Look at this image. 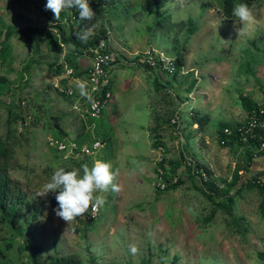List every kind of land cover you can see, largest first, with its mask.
<instances>
[{
	"label": "rangeland",
	"instance_id": "obj_1",
	"mask_svg": "<svg viewBox=\"0 0 264 264\" xmlns=\"http://www.w3.org/2000/svg\"><path fill=\"white\" fill-rule=\"evenodd\" d=\"M46 3L47 0H0V20L17 29L32 26L57 34L56 24L44 13L50 11L46 10ZM143 5L141 0L111 1L104 20L108 22L109 19L113 26L114 46L120 42L128 50L138 52L140 57L153 49L168 58H175L177 51L172 45L175 34L180 39L181 49L187 37L186 27L182 31L181 27H174L167 35L164 19L153 11L150 13ZM166 8L172 23L192 19L198 26L186 47L187 65L172 89L170 86L171 92L184 95L190 82L197 79L186 103L179 105L184 109L181 116L188 119L191 109L209 114V136L214 135L222 123H244L247 114L241 106L240 95H249L259 103L264 100V4L252 9L255 22L245 25L239 20L225 19L217 3L205 7L202 0H170ZM70 25L66 24V28ZM90 35H94V30ZM41 38L39 51L27 44L21 35L11 38L13 61L2 74L12 82L13 96L0 95V137L5 138L7 132L6 106L13 103L16 110L21 107L28 125H18L19 133L24 136L17 149L18 165L10 175L19 189L28 194L29 200L44 208L33 230L36 241L43 248V256H77L85 264H93L94 260L95 264H148L149 259V264H264L256 256L264 250V219L259 214L257 191L245 190L237 198L236 214L247 218L244 225L248 224L250 229L243 237L227 227L222 212L210 227L203 224L212 205L199 190L192 189L189 194L169 191L159 195L152 177L144 176L143 170L152 173L156 166V154L152 152V141L146 128L151 119L146 111L149 96L144 89L148 74L136 65L133 67H139L141 71L119 67L112 74L114 96L100 118L91 124L92 136H108L112 141L89 156L90 160L108 162L113 170L119 169L120 174L114 182L122 191L116 194L109 189L107 193H96L107 200L97 219H89L87 212L68 224L55 215V208L50 204L51 192L39 196L42 187L49 179L48 174L59 167L79 169L74 160L79 161L82 156H66L47 146V139L60 137V125L71 120L62 114L68 113L69 96H60L55 88L58 78L65 72V62L59 64L67 54L65 47L49 50L46 47L49 35ZM125 53L130 63L134 56ZM30 63L33 66L25 73L24 67ZM60 65H64L61 75ZM21 73L25 75L23 79ZM158 73L164 84L166 78H171ZM149 78L151 104L164 111L167 107L162 100L164 92L157 93L150 75ZM170 132L164 133L168 149L165 154L179 158L181 145ZM184 141L187 156L201 158V154L194 151V140L186 135ZM200 141L199 138L201 144ZM214 148L222 149L218 142H214ZM241 153L234 161H241ZM5 234L13 237L11 231H0V246ZM21 243L23 239L18 238L5 263L31 264L28 253L19 252ZM130 245L138 248L137 254L129 251Z\"/></svg>",
	"mask_w": 264,
	"mask_h": 264
},
{
	"label": "trees",
	"instance_id": "obj_2",
	"mask_svg": "<svg viewBox=\"0 0 264 264\" xmlns=\"http://www.w3.org/2000/svg\"><path fill=\"white\" fill-rule=\"evenodd\" d=\"M111 1L113 0H89V6L96 13L95 17L90 21L81 20L79 18L78 9L76 8L62 12L58 20L55 19V16L51 11H44L45 15L49 17L51 22L56 24L57 34L48 33L46 30L32 26L17 29L0 20V95L6 96L11 94V96H13L12 82L7 76L2 74L3 69L6 66H9L13 61V47L10 42L13 36L21 35L27 44L32 45L36 51H39L42 44L41 36L48 34L49 40L46 43L47 49L52 50L55 47L61 48L62 46H69L72 48L65 58V64L77 71L79 69V58L86 53L90 54L89 50L92 47H95L101 40L108 38V29L105 26L104 19L108 10V5H110ZM141 1H143L144 8L149 9L150 13L153 11L155 14H158L159 17L161 16V19H164L167 23L165 24L167 27L166 31L168 32L167 35L171 33V30L174 27H181L180 31L184 30L183 28L186 27L185 29L187 32V37L184 39L183 47L181 49H179L180 39L178 38L177 33L173 40V48L177 51L175 54L177 71L175 74L172 76L167 75L171 78L166 84H164L158 76L153 79L155 91L157 93L164 92L162 100L167 107L166 110L159 111L151 104L152 126L149 127V132L152 137V148L153 150H157L159 147L164 149L165 156L161 162L157 163V166L164 167L171 174L175 175L179 174L180 169L184 167V160L187 154L184 152L182 145L181 156L179 158L177 157L175 160L169 159L165 154L168 149L167 144L164 141V133L165 131H171V135L173 134L176 140H178L180 135H177V128L171 123V120L176 114H178L181 119L182 116H180L179 105H184L186 103L188 96L195 89L197 79L190 82L189 86L185 89L184 95L179 92H176V94L171 92L170 86L172 89V84H176L178 76L183 72V69L187 65L185 55L186 47L192 36L196 33L198 26L196 25V20L192 19L180 23H172L171 16L168 15V10L166 8L170 0ZM202 1L205 7L215 6V3H217L222 10L223 17L228 21H238V19L232 15V10L237 4H247L251 9L254 7H260L264 4V0ZM73 16H75V20L72 19ZM69 23L71 25L69 29H67L66 24ZM99 23L101 25H99ZM76 26L77 28L74 30ZM85 28H91L94 30V35H89L87 40L78 39L77 34L81 33ZM32 66L33 63H30L28 66L24 67V72L28 73ZM63 66L64 65H60V75L63 72ZM145 68H147V66ZM24 76V73H21V79H23ZM108 90H111V85L108 86ZM239 99L241 106L247 115L252 114L254 111H257L259 114L261 110H264V100L259 103L251 96L245 94H241ZM19 102L21 104L23 99L21 98ZM16 107L17 106L13 103L6 106L8 114L6 121L7 132L5 138L0 137V231L7 233L11 231V235L13 236L9 237L5 234L2 238L3 243L0 246V264H7L5 261L9 259V254L14 249L18 238L23 239V243L19 246V252L28 253L31 264H85V262L77 256L56 254L45 258L43 256L42 246L38 244L35 239L33 231L35 223L37 222L38 217L42 215L44 208L29 200L28 194L19 189L18 185L14 183V180L10 175L11 171L15 170L16 165H18L17 149L21 146L23 142L22 138L24 136L22 132L19 133L18 125L20 124L25 127L28 125L26 117L22 115V108L20 107L16 110ZM91 120L93 121L94 119ZM210 122L211 117L208 114L203 115L201 111L192 109L190 119L191 126L197 124L198 130L202 131L205 130ZM238 125L240 124L226 122L218 127L220 146L235 148L238 152H242L241 154L245 157L243 164L236 165L230 182L225 181L223 187L219 186L215 182L211 170L199 161H197L198 167L205 170L209 177V181H206L201 185L190 168H186V176L193 182L194 187L199 190L212 205L210 213L203 219V224L210 227L218 213L222 212L225 215L227 227L236 234L245 237L246 234L250 232V229L247 226L248 224L244 225V222H247V218L244 216L239 217L236 214L237 198L245 190L257 191L260 196L258 207L259 214L264 219V183L260 180L259 176H254L248 181H243L239 172L240 170L248 169L255 157L264 154V150L259 151L261 143L260 137L243 140V138L235 131L233 135H227L225 133L226 128L236 129V126ZM97 138H99V136H92L91 130L87 131L84 129L79 135V138L75 141H77L79 145L86 143L92 144ZM107 140L108 137L103 138L104 142H107ZM74 163L76 165L80 162L74 160ZM63 168L66 170L73 169L71 166H63ZM53 173L54 172L48 174L49 179H47V182L50 181ZM184 182L183 176H181L180 173V182L177 185L170 187L165 192L176 191L184 184ZM156 191L159 195L165 193L158 189H156ZM55 195L56 193H51L50 204L56 209L58 204ZM256 256L259 261L264 263V250L257 252ZM150 260L151 259L147 262L148 264L150 263ZM93 264H95V260Z\"/></svg>",
	"mask_w": 264,
	"mask_h": 264
},
{
	"label": "built area",
	"instance_id": "obj_3",
	"mask_svg": "<svg viewBox=\"0 0 264 264\" xmlns=\"http://www.w3.org/2000/svg\"><path fill=\"white\" fill-rule=\"evenodd\" d=\"M75 20V16L72 18ZM91 54V66L88 69L86 78L84 81H80L85 85L84 92L82 94L81 102L75 103L73 110L76 112H85L92 118H99L112 98L111 90H108L110 85V72L119 63L121 58L120 51L112 45V38L108 33V38L101 40L95 47L89 50ZM134 56V61L142 68L147 66V70L151 73L160 71L169 76H172L177 71L174 58H168L162 53L156 50H150L143 54V57L137 53ZM73 68L65 67V76L74 80H78L75 76ZM79 81V80H78ZM57 92L62 95L66 94L69 98H75L78 94L72 86L55 85ZM171 123L177 128V135L179 136L176 141L178 145L184 144V137L181 133V120L178 114H176ZM236 129L226 128L225 133L227 135H233L234 131L239 134L243 140L248 138L256 139L260 137L261 143L259 151L264 150V110H261L258 114L254 111L252 114L247 115V119L244 123H239ZM47 146L50 149L57 151L59 154L66 156L85 155L91 156L96 154L100 149L104 148V143L100 139H96L92 144L79 145L74 139H60L54 136H50L47 139ZM160 157L156 161L161 162L164 154V149L159 147L157 149ZM258 151V150H257ZM255 151V152H257ZM184 167L190 168L193 175L196 176L198 182L203 185L204 182L209 181V177L203 168L198 167L196 159L185 156ZM155 187L160 191H167L170 187L177 185L180 182V174H171L164 167L157 166L155 171ZM100 213V209L93 213L88 211L89 219H97Z\"/></svg>",
	"mask_w": 264,
	"mask_h": 264
},
{
	"label": "crops",
	"instance_id": "obj_4",
	"mask_svg": "<svg viewBox=\"0 0 264 264\" xmlns=\"http://www.w3.org/2000/svg\"><path fill=\"white\" fill-rule=\"evenodd\" d=\"M109 7H108V9H109ZM104 23H105V26L108 29V33L110 34V36H112L113 35V31H112L113 30V26L109 22V19H108V22L106 20H104ZM112 45H114L113 42H112ZM62 47H65L64 48V53L66 52L67 54L72 50V48L69 47V46H62ZM115 47L120 51L121 57L123 59L121 58L119 60V63L116 65V67L113 70H111V72H110L111 91H112V80H111V77H112V74L114 72H116V70H118L119 67L136 68L137 72L141 71V69L139 68L141 66L136 63L137 60L134 61V59L131 57L130 60H131L132 63L131 62L129 63V61H128L129 58L126 56V53H125V52H127L129 55L133 56V55L137 54L138 52H132L131 50H128L127 48L123 47L120 44V42ZM59 50H61V49H59ZM67 54L64 55V57L61 60H59V64H62V63L65 62V56H67ZM78 64H79V69L77 71L74 70L75 71V75L74 76L79 81L71 79V78H68L62 73V75L57 80L58 83L55 84V85H61V86L63 85L64 87L72 86V87H74V89L76 90V92L78 94L75 98H67V100L69 102V108H68V113L69 114L66 111H64L62 114H63V116L67 115V116H65L67 118L69 116L71 121H67L66 120V123L64 122L63 125H60V127H59L60 138H68V139L77 140L79 138V135L83 132L84 129L87 130V131L91 130V124L93 122L91 120V118L85 112H83V111L82 112H76V111L73 110V107H74L75 103L82 101V99H81L82 93H81V89H80L79 85L81 83L80 81H84L85 80L86 74L88 72V69L91 66V54H87L86 53L84 56L80 57L79 60H78ZM134 65L139 66V67H133ZM143 69L148 74V77H146L147 78L146 86L144 88L146 90V92H147V95L149 96V99H148L149 101H148V105L146 106V108H147L146 111L149 114V116H151L149 124L146 127L147 128V132H148L149 131V127L152 125V115H151V97H152L151 90H152V86H150V84H149V81H151L150 78H149V75L152 77V79H154V78H156V76L159 77V73H157V72L151 73V72H149L147 70L148 68L145 69L144 66H143ZM137 78H138V73H137ZM168 79L170 80V78H166L167 81H165V83L169 81ZM174 85H175V83L172 84V87ZM153 87H154V82H153ZM112 95L114 96L113 92H112ZM113 96H112V98H113ZM182 106L179 108L180 116H181V113L184 111ZM191 111H192V109L189 111L188 119H186L185 117L184 118L181 117V119H180L181 123H182V128H183V132L182 133H183L184 140H185V136L186 135L194 140V145H195L194 151H197L198 153H200L201 154V158H199V159H197L195 157H193V158L196 159L197 161H199L200 163H202L203 165L207 166L211 170V172L213 174V178L215 179V182L219 186L223 187L225 181L230 182L232 180L233 172L235 171L236 165L237 164H240V165L243 164L244 161H245V157L243 156L242 159H239V161L241 160L240 162H238L237 160L234 161V158L236 157V155H239L240 152H238V150H236L235 148L221 147L220 146L218 128L214 132V135L209 136L208 135V127H209V125L205 128V130H202V131L198 130V125L197 124L191 126L190 125ZM187 125L189 127H187ZM148 133L150 134V132H148ZM105 137H108V136H105ZM171 137L175 141H177L173 134L171 135ZM122 138L124 139L125 136L122 137ZM150 138H151V141H152L151 134H150ZM199 138L201 139V141H200L201 144L198 142ZM100 139L103 140V138H100ZM130 139H132V138H130ZM111 141H112V138L108 137L107 142H105L106 143V147H107V145L109 146ZM211 141L213 142V145H211ZM214 142H218L219 146L222 149L221 150L215 149L214 148ZM120 144L122 145L121 147L124 146L123 142H121ZM152 152L156 154L155 159H154V166H155L156 161L160 157V155H159L158 151L152 150ZM184 152H185V150H184ZM80 156H82V155H80ZM164 156L165 155L163 154L162 157H164ZM168 158L175 160L177 157L175 155H172L171 153H169ZM79 162L80 163L76 164V166H78L79 168H81V165H83L85 163H87L89 165V167H91L93 165V163H94L92 160H90L89 156H82V159H80ZM155 169H156V166L154 168H152V173L146 172L144 170L142 171L144 176L148 175L149 177H152V179L154 181L153 182L154 187H155V180H156L155 179L156 175H155V172H154ZM230 169L232 170L231 173H230ZM180 173H181V176H183V179H184L185 182L179 189H177L176 191H173V192H174V194H178V193H181V192H185V193L189 194V193H191L192 189H196V188L194 187L193 182L186 176L187 171H186L185 167H182L180 169ZM228 173H230L229 176H228ZM239 174L242 176L243 181H248L254 176H259L260 180L264 183V154H261L260 156L255 157V159L252 161L250 167L248 169L240 170ZM139 182L142 183V184L144 183L141 180H139Z\"/></svg>",
	"mask_w": 264,
	"mask_h": 264
},
{
	"label": "clouds",
	"instance_id": "obj_5",
	"mask_svg": "<svg viewBox=\"0 0 264 264\" xmlns=\"http://www.w3.org/2000/svg\"><path fill=\"white\" fill-rule=\"evenodd\" d=\"M73 8L78 9L81 20L90 21L96 15L89 6V0H47L46 3V10H50L56 20L60 18L62 12ZM232 15L242 25L255 22L252 9L244 3L235 5ZM51 30L53 31V25ZM91 31V28H85L81 33L77 34V38L87 40ZM63 74L65 75V72ZM79 87L81 93L85 94V85L80 83ZM88 116L94 119L90 115ZM100 140L104 143L105 148L106 143L102 139ZM119 174V169L113 170L111 163L101 160L94 161L91 167L87 163L81 165L79 169L66 170L63 167H59L52 174L50 181L43 185L39 196H47L50 192L56 193L55 199L58 207L54 209L55 215L69 224L71 221L84 216L89 210L95 213L106 204V197L96 195L97 192L107 193L111 189L113 193H120L122 191L121 186L114 182ZM129 251L135 255L138 253V248L135 245H130Z\"/></svg>",
	"mask_w": 264,
	"mask_h": 264
}]
</instances>
